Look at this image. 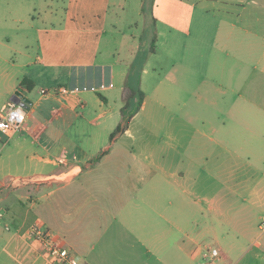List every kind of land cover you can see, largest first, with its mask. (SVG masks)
I'll return each instance as SVG.
<instances>
[{
  "label": "crops",
  "instance_id": "1",
  "mask_svg": "<svg viewBox=\"0 0 264 264\" xmlns=\"http://www.w3.org/2000/svg\"><path fill=\"white\" fill-rule=\"evenodd\" d=\"M6 1L0 0V12ZM252 1L260 7L206 11L195 21L193 10L177 14L174 30L192 35L193 55L174 62L168 82L159 72L150 92L141 78L152 76L150 68L156 72L149 62L154 50L142 62L139 82L131 80L142 45L120 30L126 0H41L24 16L6 8L7 19L28 29L15 43L4 26L0 31V108L16 91L29 103L25 135L11 144L17 132L0 135V155L5 146L16 148L39 169L28 177L42 180L31 186L26 210L16 209L21 223L48 228L86 264L264 261V248L247 256V220L240 214L264 205V0ZM210 15L213 25L206 23ZM231 61L237 74H230ZM24 78L31 89L20 87ZM59 86L70 92L40 93ZM138 90L140 108L110 143L121 108L129 101L134 109ZM172 106L182 113L175 130L163 123L153 131L156 115L147 120V113ZM142 113L143 135L136 137L133 123ZM183 128L190 131L186 138ZM64 174L62 183L53 179ZM8 247L16 264H46L27 230L11 235ZM210 247L219 251L212 261L204 257Z\"/></svg>",
  "mask_w": 264,
  "mask_h": 264
},
{
  "label": "rangeland",
  "instance_id": "2",
  "mask_svg": "<svg viewBox=\"0 0 264 264\" xmlns=\"http://www.w3.org/2000/svg\"><path fill=\"white\" fill-rule=\"evenodd\" d=\"M2 2L3 0H1V3ZM40 2L41 0H7L5 4H8V7H3L0 12V31L4 26L3 30H5L8 37L12 39L13 43H15L16 35L22 32V28L28 29V25L23 21L16 22L12 19H7L6 16L8 11H6V8H9V12H12L14 15L16 13L20 16H24L26 8H29V6L39 8ZM244 2H246V4L244 3V5H241L242 3L237 0H126L125 18L124 22L121 23L120 30L122 29L128 35L134 34L136 41L142 45L136 64L138 69L135 74L131 75V80L136 83L139 82L141 73L140 67L143 64L142 62L145 56L150 54V52L152 53L155 51V55H149V62L150 65L156 64L153 65L156 68V72H154L153 68H150L149 73L152 72V76L146 79L144 76L141 78L143 79L142 88L149 92L153 89L159 72L162 74L163 80L166 79L164 82H168L169 71L172 69V65L175 64V61L177 63L190 62L194 52L192 35H184L182 32L174 30L177 14H183L186 10H193V20L195 21L201 17V14H206V11L208 14H214V12L224 9L233 10L242 8V6L250 8L260 7L259 4H261V1L245 0ZM11 16L13 15L11 14ZM206 23L211 25L214 24L211 15ZM193 25L194 23L192 24L191 31ZM159 32L160 34L158 36ZM199 50L201 51V48ZM230 66L232 68L230 74H237L233 69L234 64L232 61ZM89 71L92 72L91 70ZM88 93L90 95H95V93L91 91ZM30 96L33 100H36L39 94L37 90L34 89ZM134 107H136V105ZM151 114L153 116L154 114L156 115V122L158 124L157 127H151V129L157 133L160 132V129L163 130L168 123L169 129L174 131L175 116L182 115L175 106H172V110L167 112H149L147 113V120H149ZM143 115L144 113L136 118L133 123L132 130L136 137L143 135V132L139 131L140 126L138 124L140 120H144ZM163 123H166V125H163ZM204 131L211 135L209 129L205 128ZM182 133L183 137L186 138L190 131L188 128H183ZM22 134L25 135L20 130L17 131L9 144L14 142L18 135ZM0 135L3 136L1 132ZM118 136L119 134H117L113 140L117 139ZM81 146H83V144H81ZM21 156V154H16V148H12L11 146L2 148L0 155V179H5L3 181V186L0 187V197L7 196L6 199L0 201V264H16L6 252V249H9L8 240L11 235L16 234L18 231H28L31 226L30 219L24 224L21 223L20 218H23V215L18 214L16 209L26 210L25 207L29 205L31 200V186L42 181L28 177V174H34L39 169L35 166H31V163H28L27 160H22ZM48 169L49 167H47V170ZM10 176L13 177L9 178ZM67 178L68 176L61 175L53 179H58L57 181L62 183ZM8 208H12V211ZM240 211H242L240 214L245 216L244 218L247 220L245 221L247 225H245L246 230L244 231L245 235H247L245 243L249 245L250 248V252L247 256L251 257L255 252L261 253V250L264 248V205L257 209L250 207L242 208ZM13 214L14 216L12 217ZM17 216L18 219H16ZM259 263L263 264V259H260Z\"/></svg>",
  "mask_w": 264,
  "mask_h": 264
},
{
  "label": "built area",
  "instance_id": "3",
  "mask_svg": "<svg viewBox=\"0 0 264 264\" xmlns=\"http://www.w3.org/2000/svg\"><path fill=\"white\" fill-rule=\"evenodd\" d=\"M78 90L77 88L71 89ZM52 92L54 94H65L70 89L59 86L50 91L40 89L41 94ZM26 120V113L22 106L17 103L9 102L0 108V132L10 138L15 132L19 131ZM67 176V174H64ZM1 217V213H0ZM28 234L39 244V256L42 257L46 264H86L82 258L75 253L70 247L62 243V239L41 224L34 223L29 227ZM204 257L208 261L219 257V251L215 247H210Z\"/></svg>",
  "mask_w": 264,
  "mask_h": 264
},
{
  "label": "trees",
  "instance_id": "4",
  "mask_svg": "<svg viewBox=\"0 0 264 264\" xmlns=\"http://www.w3.org/2000/svg\"><path fill=\"white\" fill-rule=\"evenodd\" d=\"M25 86L28 89H31L33 87V82L30 81L28 78H24L21 80L20 82V87ZM96 94L98 96H100V94L98 92H96ZM142 97H143V93L141 91H132V99L136 98V107H134V109H129L128 108H132V105L130 104L129 101H126L124 106L121 108V113H122V121L115 127V129L110 133V142L113 140V138L117 135L120 134L122 132H124L129 124L130 118L135 114V112L140 108L141 106V101H142ZM100 98H102L100 96ZM103 99V98H102ZM105 153V151H101L100 153H98L93 159L92 161H97L100 159V157L102 156V154Z\"/></svg>",
  "mask_w": 264,
  "mask_h": 264
},
{
  "label": "water",
  "instance_id": "5",
  "mask_svg": "<svg viewBox=\"0 0 264 264\" xmlns=\"http://www.w3.org/2000/svg\"><path fill=\"white\" fill-rule=\"evenodd\" d=\"M11 101L14 103L19 104L23 108L28 105V100L26 97L23 96V94L20 91H16L13 96L11 97Z\"/></svg>",
  "mask_w": 264,
  "mask_h": 264
}]
</instances>
